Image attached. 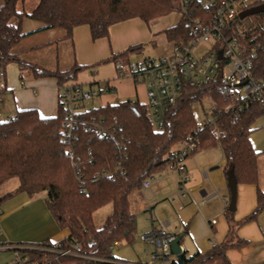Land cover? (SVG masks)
Listing matches in <instances>:
<instances>
[{"label":"trees","instance_id":"trees-1","mask_svg":"<svg viewBox=\"0 0 264 264\" xmlns=\"http://www.w3.org/2000/svg\"><path fill=\"white\" fill-rule=\"evenodd\" d=\"M0 64L3 65V89L7 90L6 68L17 64L22 72L29 70L36 79H55L59 88L75 82L87 69L74 64L69 70H51L28 63L24 53L14 48L27 36L60 29L72 40L77 27H90L94 41L109 38L113 25L138 18L145 23L167 17L180 10L179 0H37L30 12L19 9L27 0H1ZM201 13V12H200ZM27 22L35 31L24 30ZM250 37L263 41L254 65V76L264 79V13L243 21ZM241 28L235 34L240 36ZM169 43H188L192 29L184 19L164 31ZM144 45L112 54L101 64L113 63L118 71H126L131 54H141ZM204 88H188L170 109L163 131L155 128L150 108L136 100L86 110L73 125L69 124L59 96L58 113L44 118L36 109L19 110L14 118L0 121V185L17 178L19 188L0 198V205L21 192H46L51 211L60 229L69 236L61 244L78 243L81 252L100 259H116L111 246L116 242L135 241L136 217L130 209V194L142 187L153 175L167 169L170 155L178 144L194 132L199 123L191 108L193 101L204 94ZM224 102L222 105H225ZM264 117V104L253 103L239 115L222 114L215 126L204 127L196 152L219 148L226 161L225 175L233 172L238 185H258V153L251 142L253 125ZM72 126L74 140L68 142ZM107 172L114 179L102 175ZM100 175V176H99ZM113 212L102 228L94 224V213L107 204ZM264 211V191L257 192V207L246 219L255 221ZM230 224L234 213L226 211ZM246 244L241 241L240 245ZM49 245L48 242L40 245ZM227 247L206 254H184V264H214L224 258ZM39 256L38 251H34ZM175 264H178L177 262Z\"/></svg>","mask_w":264,"mask_h":264},{"label":"crops","instance_id":"crops-1","mask_svg":"<svg viewBox=\"0 0 264 264\" xmlns=\"http://www.w3.org/2000/svg\"><path fill=\"white\" fill-rule=\"evenodd\" d=\"M2 4L3 2H0V8ZM179 19L180 17L175 24L167 26L160 25L161 18L148 24L138 18L131 19L113 25L110 28L109 38L96 41L92 39L90 27L87 25L77 27L72 40H67L66 33L60 29L42 31L29 36H32L30 38L44 36L43 39H47V43L44 45L50 42H71L75 64L81 67L95 64L97 66L95 72L89 73L87 69L81 71L75 83L86 89L92 87L101 89L108 83L115 92L101 95L98 98L104 100L102 106L114 104L120 99L131 100L138 97L139 89L144 96V102L136 101L147 105L145 85L137 84L131 78L120 79L118 70L113 63H101L110 58L112 54L122 53L134 45L163 43L162 39L157 42V36L163 34L164 39L167 40L164 31L175 26ZM35 29L37 28L32 27L29 31H35ZM29 36L23 42H29L31 40ZM19 49L21 48L19 47ZM19 49H16L15 52L24 53V50ZM20 75L17 65L15 73L12 72L10 81L7 78L8 92L4 95L5 97L8 95L10 100L12 99L16 112L7 114L3 120L7 116L16 115L19 110L26 109H36L44 118L56 116L60 96L57 81L55 79H36L33 75L20 79ZM36 90H38V94ZM0 119H2L1 114ZM261 127H264V124ZM250 139L254 150L258 153L259 181L257 186L238 185L236 211L232 224L229 223L226 216L231 194L225 175L226 161L222 152V157L217 163L210 160L198 165L194 156L203 151L194 152L186 159L185 167L189 173L194 175V180L188 184L189 193L185 197L182 198L178 192L179 197L173 198L175 204L165 219L169 222L174 219L177 221V224L171 229L179 237L183 236L180 246L184 248V254L188 257L198 252L206 254L213 251L211 246L213 243L218 245L216 250L224 246L227 247L224 251V258L214 264H264V211L255 221L246 222V219L257 207L258 189L264 191V134H252ZM208 167L209 169H207ZM167 174L175 175L177 182H180L178 173L168 171ZM156 181L155 183L152 181L151 187L147 191H151L154 199L153 204L165 201L169 195H172L169 178L159 175V179ZM204 196H207L208 199L203 204ZM47 198L49 199L46 192L34 195L21 192L0 205V246L40 245L45 242L58 244L69 236V231L60 229L56 219L54 217L53 219L45 211V203H48ZM146 219L149 221L146 232H149L152 222L149 217ZM212 220H215V224L211 223ZM186 237L189 239L185 242ZM241 241L246 244L240 245ZM13 257L12 250H0V264H12ZM149 258V263H144L141 260L130 262L116 259L136 264H152L151 255Z\"/></svg>","mask_w":264,"mask_h":264},{"label":"built area","instance_id":"built-area-1","mask_svg":"<svg viewBox=\"0 0 264 264\" xmlns=\"http://www.w3.org/2000/svg\"><path fill=\"white\" fill-rule=\"evenodd\" d=\"M180 19H184L192 29L191 40L183 44H173L170 56L144 57L131 62L126 71H118V78H131L137 84L146 87L147 106L153 115L156 130L163 131L167 115L173 105L183 96L188 88H204L203 96L191 104V108L199 110L203 115L198 128L187 139L177 145L170 155L167 170L180 175V196L189 193L188 184L194 175L185 167L186 159L196 152L200 136L199 132L207 126H215L222 114L239 115L253 103L264 104V79L254 76V65L263 51V41L252 38L247 32L249 27L240 19V14L250 9L261 7L264 0H179ZM201 12V13H200ZM241 28L240 36L236 28ZM210 45L205 52L201 45ZM3 65L0 64V103L3 95ZM60 89V99L67 114L69 124L73 125L78 117L87 110L85 104L101 95L113 93L115 90L108 84L101 88L86 89L75 82L66 83ZM226 102L225 105H222ZM7 116L4 120L14 118ZM1 121V119H0ZM67 141L74 140L72 126L67 131ZM102 175L114 179V175L103 172ZM100 176V175H99ZM155 176L142 183L147 192ZM204 196L202 203L207 201ZM175 204L169 199L162 207L149 209L152 228L143 233L138 240L154 248L151 254L152 264H175L173 244L178 234L171 229V223L165 219ZM1 218V212H0ZM215 224V220H212ZM118 245L116 242L111 249ZM216 250L218 245L211 244ZM181 253L185 250L180 246ZM0 250H12V264H136L117 259H100L81 252L78 243L67 245L50 244L33 245H1ZM38 251L39 256L34 253ZM178 263V262H177Z\"/></svg>","mask_w":264,"mask_h":264},{"label":"rangeland","instance_id":"rangeland-1","mask_svg":"<svg viewBox=\"0 0 264 264\" xmlns=\"http://www.w3.org/2000/svg\"><path fill=\"white\" fill-rule=\"evenodd\" d=\"M0 2H2L0 0ZM38 1L37 0H27L25 4L20 3L18 5V8L21 9H26L27 11L33 10L37 6ZM179 18L178 13H173L167 17L161 18V24L160 25H165L167 26L168 24L172 25L175 24L176 21ZM34 23L32 22H27V25L24 27L25 31H28L29 28L34 27ZM41 33V32H39ZM37 33V34H39ZM34 36V35H33ZM32 36H29V38ZM44 36H35L34 38H30L31 40L29 42H23L26 38H24L15 48L21 49L19 50H24V58L28 63H33V64H40L41 66L51 69V70H69L72 68V66L75 64L74 61V50L72 47L71 42H50L47 45H44L47 43V39H43ZM160 39H162L163 43L158 42ZM157 42L158 43H147L144 45V52L142 54H131L129 59L131 62H135L141 57L144 56H150L154 58H158L160 56H170L173 52V44L169 43L167 40L164 39L163 34H160L157 36ZM210 45H201L200 50L205 52L209 49ZM87 66V71L89 73H93L97 70V66L95 64H90V65H85ZM17 68V65H10L9 67L6 68V75L7 78L10 81V77L12 75V72L15 73V68ZM23 77H27L32 75L29 70H24L22 72ZM38 94V90H36ZM138 97H134L131 100H139L140 102H144V96L140 92V89L138 91ZM4 99L3 103H0V114L3 117H5L7 114L10 113H15L16 108L14 106V103L12 102V99L10 100V97L5 95L2 97ZM125 101V99H120V101ZM104 104V100L101 99H93L89 103L85 104V109H93V108H98ZM195 117L198 123H201L203 119V115L199 110H195ZM151 113V111H150ZM151 117L153 120V115L151 113ZM264 124V117L260 118L257 120L254 125H253V135H261L264 134V127H261ZM251 134V135H252ZM203 151L201 154H197L194 156L196 159L198 165H200L201 162H209L210 160L215 161V163L219 162L221 159V150L219 148H212L208 150H198ZM209 169V167L207 168ZM167 170V169H166ZM163 170L161 173L158 175H155V178L153 182H157L156 180L159 179V175H163L166 178L170 179V190L172 191V195H169L165 199V201H161L158 204H153V198L151 191L150 192H144L142 188L134 190L130 196V209L132 213L136 217V225H137V230H136V235H135V241L131 244H127L124 242H121L118 246H115L112 249V255L116 258L127 260L130 262H139L141 260L144 263H149L150 258L149 255H151L154 252V248L151 245L143 244L138 240V237L145 233L148 226H149V209L157 206V207H162L164 203H166L169 199L171 198H178V192H179V181L177 182L176 176L173 174H167L168 171ZM20 180L17 178L11 179L3 184L0 185V198L4 197L8 193L14 192L17 187L20 185ZM45 196V195H44ZM43 198V196H42ZM48 199V198H47ZM45 211H47V214H49L52 218L54 217L52 211H51V206L50 202L48 199V203H45ZM113 212V205L107 204L103 206L102 208L98 209L94 215V224L95 226L100 229L103 227L105 224L106 220L108 217L112 214ZM54 219V218H53ZM171 223V228H174V226L177 224V221L170 220ZM189 237L185 238V242L188 241ZM146 246V247H145ZM9 264V263H8Z\"/></svg>","mask_w":264,"mask_h":264},{"label":"water","instance_id":"water-1","mask_svg":"<svg viewBox=\"0 0 264 264\" xmlns=\"http://www.w3.org/2000/svg\"><path fill=\"white\" fill-rule=\"evenodd\" d=\"M260 13H264V5L261 7L253 8L250 9L249 11H246L242 14H240V19H244L249 16L257 15ZM228 187L230 190V204H229V212L234 213L236 211V204H237V189H238V184L235 180L233 172H229L228 175ZM183 236L178 237L177 241L173 244V249L172 252L177 258L178 264H184V254L181 253L180 249V242Z\"/></svg>","mask_w":264,"mask_h":264}]
</instances>
